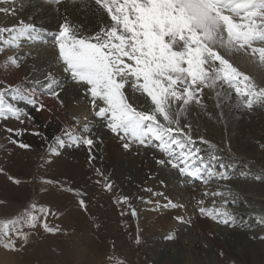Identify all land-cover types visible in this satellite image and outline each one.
Returning <instances> with one entry per match:
<instances>
[{
	"label": "snow or ice",
	"instance_id": "snow-or-ice-1",
	"mask_svg": "<svg viewBox=\"0 0 264 264\" xmlns=\"http://www.w3.org/2000/svg\"><path fill=\"white\" fill-rule=\"evenodd\" d=\"M49 2L59 5L63 0ZM68 2L83 4L80 11L90 15H85L86 22L80 23L70 18L67 10L59 13L60 22L51 43L42 36L47 29L35 22L19 20L12 26H0L3 57L0 71L20 69L31 60L30 67L35 73L38 71L35 61L40 55L35 46L47 45L54 52L48 64L52 70L45 72L43 81H35L43 83L45 93L26 87L27 75L15 84L0 79V121L32 123L34 117L19 106L20 102L36 112H51L44 95L55 101L58 110H66L67 101L78 106L86 100L95 120L119 139L124 151L139 153L140 149H155L162 157L153 154L158 166L174 169L182 183L198 182L203 186V198L195 200L200 216L225 227H264V213L250 215L253 224L241 221L232 210L243 197L231 187L233 169L239 160L231 143L226 141L221 149L198 131L201 115L213 118L209 99L214 101L215 118L221 123L225 122L226 110L248 113L264 110V0ZM0 3L11 5L0 7V13L16 14L17 0H0ZM25 43L33 46L26 52ZM83 120L81 125L79 117H72V123L64 124L53 137L55 144L49 145V152L58 155V149L66 145L85 146L89 162L94 161L96 145L103 144L101 129L88 116H83ZM6 131L20 137L28 128L9 127ZM33 134L47 139L42 132ZM11 142L22 149L31 148L19 139ZM256 143L264 151V143L259 140ZM95 171L101 177L98 183L103 189L112 191L115 183L110 175L99 168ZM4 173L0 168V174ZM249 173L250 170L241 172L240 177L246 178ZM252 178L264 182V172ZM8 179L16 185L25 183L15 176ZM59 186L78 197L84 196L77 189ZM145 190L155 197L163 196L151 188ZM138 199L157 211L185 207L167 197L165 202L145 200L142 196ZM130 200V196L124 195L115 202L128 204L131 215L137 217ZM78 204L87 211L85 199L80 198ZM59 215L50 205L33 201L10 217H0V247L18 252L40 229L49 234L65 232L49 222V217ZM175 220L181 225L193 222L190 216L183 215ZM141 231L137 226L134 238L137 246L143 243ZM178 231L173 229L164 238L177 239ZM250 238L264 240V235ZM220 255L223 256L222 251ZM107 260L108 264H127L114 252Z\"/></svg>",
	"mask_w": 264,
	"mask_h": 264
},
{
	"label": "bare ground",
	"instance_id": "bare-ground-1",
	"mask_svg": "<svg viewBox=\"0 0 264 264\" xmlns=\"http://www.w3.org/2000/svg\"><path fill=\"white\" fill-rule=\"evenodd\" d=\"M0 7H11V5L0 3ZM15 7L18 9L15 15L0 13V26H12L17 24L19 20L35 22L47 29V31L42 33V36L49 43H51L53 33L57 30L60 22L59 13L67 10L70 18L80 23H85V15H90V13L80 11L84 7L83 4L73 5L68 0H63L59 5L49 2V0H17ZM57 9H59V12ZM32 47V45L25 43L23 51L26 52ZM35 47L40 53L35 61L37 72L33 73L30 67L32 61L28 60L27 64L20 69H11L7 72L0 71V79L5 80L7 83L15 84L27 75L29 78L25 81L26 87L33 88L38 93H45L46 89L43 83L36 84L35 81H43L45 72L52 70L48 68V64L53 59L54 52L47 45H37ZM2 59L3 57L0 56V60ZM208 95H211V93H208ZM43 98L48 107L52 109L51 112H36L24 102L19 104L20 107L26 108L34 117L32 123L21 124L14 119L3 121L4 125L12 124L16 128H28V131L20 137H16L14 134L7 135V131L2 133L0 130V168L5 170L4 174H0V182L7 183L6 190L12 191L16 188V185L8 179V176H15L23 180L35 174L37 167H41L45 173L47 172L53 176L63 175L71 177L74 173L80 171L85 174L82 178L90 181V190H99L104 194L103 187L98 183L101 177L95 171V169L99 168L106 175H110L111 180L115 183L113 193H110L113 200H116L117 197L128 195L131 197L130 204L135 202L132 207L138 212L136 217L138 224L136 219H133L132 223H134V229H136L130 235L131 240L128 243H135L134 238L137 226H139L142 230L140 234L143 242L144 239L148 238L147 244L145 242L142 244L148 249L151 248L153 253L155 249L158 251L157 247L159 245L163 246L162 250L165 260L162 261V264H166L164 261L167 260L166 258L169 254L176 257L178 255L184 256L183 262L177 261L176 264H233V262L234 264H264V240L250 238L264 235V227L254 226L252 229H248L237 225L233 228L215 223L216 230H214V235L209 236L207 230L209 229L210 218L200 216L195 203L196 199L203 198H200L198 192H196V188L200 185L198 182L194 185L182 183L181 178L174 169H165L158 166L153 159V154L157 158L162 157L155 149H140L139 153L135 150L131 152L124 151L119 139L103 128L99 120H95L86 100L78 106H74L71 101H67V109L58 110L53 99L47 95H44ZM209 110L211 111L210 107ZM213 111L215 116L214 108ZM83 116H88L89 120H95L101 129L103 144L96 145L97 151L94 152L96 159L91 163L89 162V153L85 146L66 145L58 149V155L50 153L49 145L55 144L53 137L60 133L62 126L72 123V117H79L82 125L84 123ZM199 120L201 127L198 131L205 135L207 139L220 143L219 135L224 134L227 141L234 145L233 151L240 158L236 162L235 167L236 165L240 166L242 162H247L246 160L248 159L257 163L262 159L264 162V151L260 150L256 143L258 140L264 143V110H256L253 113L235 110L229 112L226 110L224 123H221L216 118L210 119L204 115H201ZM193 122L195 123V120ZM212 123H215V125ZM204 129H207V131L205 132ZM34 131L42 132L47 139L34 135ZM13 139L29 143L31 148H20L11 142ZM200 146L203 147V145ZM262 168H264V165ZM250 171L251 173L246 178L240 177V173L244 172L242 170L233 174L239 179H233L231 187L233 191L240 193L243 199L232 210L238 213L241 221L254 224V220H249L250 215L253 213L259 214L260 210H264V182L253 180L251 176L256 175V172L252 173V170ZM161 181H163V184H161ZM147 188L153 189V192L163 193V196L155 197L152 193L145 190ZM141 194L147 199H158L161 202H165L164 197H167L174 202L184 204L185 207L177 208L176 210L169 208L157 211L153 210V206L142 202L139 206H136L138 197ZM127 210L130 213L128 216L133 218L131 209L128 208ZM122 212L123 210L120 211V213ZM178 215L190 216L193 221L192 224L189 226L179 224L175 218H172ZM171 218L172 221L170 220ZM135 223L137 224L136 227ZM163 227L166 229L162 230L165 236L173 229H179L177 232L178 238L171 241L164 238V242L158 245L157 241L156 243L154 242L156 240L155 235ZM111 231H113V234L116 233L115 230ZM181 236L183 237L181 238ZM151 240L153 242H149ZM186 244L189 252L185 255ZM156 245L158 246L156 247ZM124 246L131 247L129 244ZM133 250L138 251L137 248ZM221 251L223 256L220 255ZM131 252L123 251L126 256H130Z\"/></svg>",
	"mask_w": 264,
	"mask_h": 264
},
{
	"label": "rangeland",
	"instance_id": "rangeland-1",
	"mask_svg": "<svg viewBox=\"0 0 264 264\" xmlns=\"http://www.w3.org/2000/svg\"><path fill=\"white\" fill-rule=\"evenodd\" d=\"M207 103L211 111H213L214 101L209 100ZM213 119H215L214 111ZM212 124L215 125V123ZM9 127L16 128L12 124L4 125L3 121H0V130L2 133H5ZM9 134L7 132V135ZM219 136L220 143L216 142V144L221 149L222 147L224 149V142L227 141L226 135L220 134ZM231 145L233 150L234 145ZM246 161L245 163L242 162L240 166L236 165L232 174L241 170H252V173L256 172V175L264 172V168H262L264 162L262 159L258 163L250 159ZM84 175L79 171L74 173L71 176L72 178L63 175L53 176L47 172L45 173L41 167H37L35 174L23 179L22 181H25V183H21L20 185L15 184L16 188L12 191L6 190L7 183L0 182V217H10L35 201L37 203L48 204L60 213L59 216L49 217V222L50 224L59 225L66 232V234L65 232L49 234L43 229H40L38 234L33 233L30 236L27 245L23 250L18 252L6 251L0 247V264H108L107 257L113 254V252L116 256L125 259L127 264H162L165 257L162 250L163 246L159 245V243L162 244L164 242L165 235L162 230H166L165 227L157 231L158 233L155 235L156 240L154 242L156 243L157 241L159 246L156 245V247L158 246V251L155 249L154 253L151 248L148 249L144 244L137 246L135 243H128L131 240L130 235L136 229H134V223H132L136 217L132 218L128 216L130 214L127 210L129 206L123 203L117 204L115 202L116 200H113L110 196L113 190L106 191L104 189V194L99 190H90L91 183L82 178ZM41 178L51 180L53 183H44ZM233 179L238 180L239 178L233 175ZM56 182H59V185H63L64 187L77 189L84 193V196L78 197L74 192H67ZM202 190L203 186L198 185L196 192H198L200 198H202ZM142 191L141 193L143 194ZM142 194L141 196L144 197ZM80 198L85 199L87 211L79 206L78 200ZM144 198L147 200L146 197ZM141 202L144 203L138 199L136 206H139ZM148 205L152 206L150 204ZM116 206H118V209ZM122 210L125 216L120 213ZM260 213H264V210H260ZM175 217L173 216L172 218ZM172 218L170 219L171 221ZM137 221L138 219H136V223L138 224ZM215 223L210 219L209 229L207 230L209 236L214 235V230H216ZM97 224H99V228L96 227ZM111 230H115L116 233L113 234ZM144 242L147 244L148 238L144 239ZM149 242H153V240ZM113 244L114 249L112 247ZM128 244L131 246L130 248L124 246ZM185 246L186 251L184 254L186 255L189 251L187 244ZM136 248L138 251L133 250ZM123 251H132L129 254L131 257L126 256ZM183 258L184 256L181 257V255L176 257L169 254L164 263L171 264L173 262L172 264H176L177 261L182 263Z\"/></svg>",
	"mask_w": 264,
	"mask_h": 264
}]
</instances>
